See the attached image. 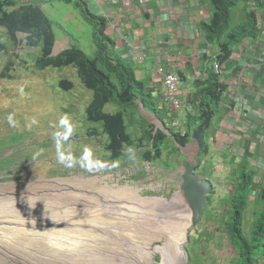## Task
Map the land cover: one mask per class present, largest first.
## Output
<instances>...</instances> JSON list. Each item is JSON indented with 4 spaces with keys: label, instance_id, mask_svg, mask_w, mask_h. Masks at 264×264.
Here are the masks:
<instances>
[{
    "label": "trees",
    "instance_id": "obj_1",
    "mask_svg": "<svg viewBox=\"0 0 264 264\" xmlns=\"http://www.w3.org/2000/svg\"><path fill=\"white\" fill-rule=\"evenodd\" d=\"M61 1L85 5L83 0ZM235 1L240 0H207L210 18L207 22L202 21L201 30L199 29L205 40L204 44L217 47L219 53L215 60L219 64L227 61L233 49L243 39L255 37L259 32L255 11L247 6L242 11L243 17L234 19L235 14L230 13V8ZM257 6L263 7L264 0L258 2ZM84 13L85 17L91 20L93 28L96 49L92 57L74 45L63 49L57 55H50L56 40L53 24L41 6L33 0H0V27L5 29L13 48L24 42L25 47L37 50L38 55L33 61L34 68L75 69L81 84L91 92L84 109L83 122L87 133L104 136V149L111 163L114 162L116 166L128 165L132 164L133 158H137L138 161H145L153 166L161 165L164 167L162 171L171 172L180 163L179 146L186 145L193 130L199 129L204 135V146L197 154L199 168L202 163L200 156L209 154L212 141L209 140L227 111L221 98L225 85L219 81L218 74L208 71L207 78H196L192 82V87L186 94L185 104L187 108L193 109V112L188 109L180 111L184 114L170 112L159 103L162 102L160 96L154 97L146 90L147 81L138 79L133 66L115 51V41L104 33L106 19L91 14L87 8ZM243 19L244 22L237 25V22ZM19 33L23 35L21 38H18ZM10 49L7 41L0 40L1 53H8ZM12 53L19 57L18 52ZM14 67L15 61L8 60L1 69V78L13 79ZM185 69L189 71L192 66L187 65ZM185 69L178 77L187 83ZM57 86L70 92L74 82L62 78ZM137 101L163 122L168 133L160 128L155 130L153 124L146 121L138 111ZM108 104L116 106L112 110H115L114 112H104V107ZM182 119L184 124L187 122L183 127L179 125ZM174 121L177 123L174 124ZM70 133L72 136L77 135L74 131ZM20 144L19 140H10L11 148L15 150L1 160L0 168L6 167L12 162L11 158L19 155ZM240 148L242 153L237 154V157L233 156L230 171L225 176L230 191L221 199L225 205L224 210L220 215H210V218L215 219L217 228L225 235L234 255L232 264H264V171L258 165L251 164L249 157L252 156V151L248 144ZM164 150L167 155L165 159ZM172 153L177 156L170 158ZM139 166L141 171L137 173L142 172L143 175L135 174V180L144 178L146 173L143 165ZM207 170L208 167L204 166L200 176L210 179ZM214 195L213 189L208 196L204 214L210 213ZM248 212H251L250 218L246 216Z\"/></svg>",
    "mask_w": 264,
    "mask_h": 264
},
{
    "label": "rangeland",
    "instance_id": "obj_2",
    "mask_svg": "<svg viewBox=\"0 0 264 264\" xmlns=\"http://www.w3.org/2000/svg\"><path fill=\"white\" fill-rule=\"evenodd\" d=\"M50 2L51 4L45 8V12L48 15L47 17L52 21L55 34L57 38L61 37L63 39H68L66 45L63 44V40L58 41V39H56V44L58 42L62 43V46L57 51L74 45L83 50L88 56L92 57L96 46L91 20L85 17L84 11L80 12V7L79 10L75 11L74 17L67 19L64 15L66 11H73L72 6L66 5V3L62 1L58 2L57 0H50ZM54 5L56 6L53 10L52 8ZM244 6V0L235 1L234 5L231 6L230 13L235 14L234 19L238 20V16L243 17L242 11ZM59 7L62 8L60 12L58 11ZM199 10L205 11L204 14L207 13V15H201L198 21L200 22L202 19L209 21L210 9L202 7ZM243 22L244 19L238 21L237 25ZM22 36V34H18V38ZM0 40L3 42L7 41L9 49L11 48L8 53L0 52V72L8 60L12 59L15 61V67L12 69L13 79L8 80L0 76V162L4 157L15 150L11 148V139L15 142L19 140L21 143L19 145V149L21 150L19 155L14 159L11 158L12 162L6 167L0 168V191L3 190L5 186L6 189H13L17 191L18 194L34 195L31 205L33 209H27L26 212H24V216L26 218L28 217V223L19 225L20 227L17 225L20 229L26 227L25 232L28 233L26 236L31 233L30 235L31 237L33 236V238L39 239L42 237L39 235L42 231L41 229H36V233L34 228L30 226L35 223L34 220L36 216H41L39 213L40 210H42L43 213L44 209L47 210V208H50V210L59 213L58 210L63 208L59 207L60 204L61 206L70 205L68 208L60 210L62 215L59 223L58 221L54 223L49 221L50 225L44 223V228L55 227L53 231L56 232V235L46 233L45 236L41 238V240L47 241L53 240L55 239L54 236H57V238H63L65 241L68 239L67 241H69L70 239L68 237L62 236L63 231L66 232L65 229L67 228L64 227L61 220L62 222L64 221V223L71 224L70 222H73L72 218L74 217V219H76L74 225H84L85 221L83 218L85 217L82 216L85 215L87 211L84 212L85 210L78 208L76 203L79 202L78 199L83 198L81 201L83 205L80 207L86 209L91 201L90 198L93 196V193L90 194L91 188L88 190L90 187L89 183H83L78 185V187L76 185H71L69 188L65 184L50 187V181H43L41 184L37 185L39 182L37 178L39 177L50 179L54 177H68L71 175H83L85 177L91 175L105 176L108 178L107 181L109 184L137 185L141 188L140 193L143 196L159 195L172 200L173 193L180 189L178 176L174 174H164L163 172H166V170L162 171L164 167L160 168L161 165H152L150 167L149 164L138 161L137 158L132 159V164L116 166L114 162L111 163V161L107 159L108 153L104 149V136L89 135L87 133V127H85L83 122L85 121L84 109L85 105H87L86 103L89 102L91 92L85 89L81 84L74 68L65 67L60 69L48 67L44 70H38L33 66V61L38 55L37 50L25 47L24 42L19 43L13 48L5 29L2 27H0ZM58 47V45L56 48L54 47V51ZM12 51L18 52L19 57L14 56ZM155 77L156 76H154V79L157 80ZM62 78H68L74 82V87L70 92L57 86L58 81ZM158 84L163 85L159 80ZM146 90L152 92L151 88L148 86V82ZM115 107L116 106L108 104L104 107V112H114L115 110H112ZM137 107L139 108L138 103ZM174 123L176 124L177 121H174ZM179 123L182 127L187 124V122H185V124L183 123V119L180 120ZM73 131L76 132L77 135L72 136L70 132ZM13 133H15V135L12 136ZM212 136H214V134ZM64 137L69 139L66 140ZM209 141H211V139ZM213 146H215V144L211 142L209 154L200 156L202 163L200 169L198 168L196 170V173L199 171L201 174L204 166L208 165L207 171H209V174L207 176L210 177V180H213V182H211L215 190V195L211 202L210 213H203L204 215L202 214L198 223L190 226L188 229V240L184 244L186 251V260L184 264H232V259L234 257L225 240L224 233L221 229L217 228L215 219L210 218V215H220L224 210L225 205L221 202V199L224 198L226 192L230 191V185L225 176L230 171V165L232 164L235 154L223 150L220 146H215V148ZM196 147L197 144L194 140V144L187 149V152L185 151L188 157L195 151ZM238 152L239 150L237 149L236 153ZM241 152L242 151L239 153ZM163 153L165 159L167 156L165 155L166 150H164ZM174 156H177V154L172 153L170 158H174ZM179 160H181V156ZM139 164H142L143 168L145 166L148 173H144V178L135 180V174L139 176L143 175L142 172L137 173L141 171ZM215 179H217V181ZM15 191L12 192L15 194ZM83 195H85V197H81ZM87 195L89 196L86 197ZM73 197H75L76 200ZM23 198L29 197L24 196ZM86 198L89 200L84 201ZM6 199L10 198L8 197ZM6 199L3 201L4 199L0 198V216L5 214L2 208L5 204H7L5 208L10 212L9 209L11 205H9L10 203L6 201ZM37 199L38 202L44 205L39 204ZM97 200L101 202L99 198H97ZM86 201L88 202L86 203ZM94 202L96 203V198L93 203ZM73 206L80 210H76L73 213ZM76 213L78 214L75 216ZM80 214L83 215L81 216ZM246 216L250 218L251 212H248ZM31 219L33 220L31 221ZM40 223L42 224V221H37L36 225L42 226L43 224L41 225ZM105 227L106 232L112 235V229L110 227L108 228L107 225H105ZM70 228L81 229L82 226ZM0 232L4 231L0 230ZM86 235L87 234H84V236ZM110 239L113 238L110 237ZM41 240L39 239L38 241ZM121 241L124 240L122 239ZM167 242L168 238L164 237L161 245H165ZM110 243L112 244V242ZM65 246H67V243H65ZM51 249L53 250H50L47 255L49 254L48 257L50 256V258H53L54 250L57 249ZM64 254L69 264H75L72 254L68 252ZM2 256H5V258ZM156 256L159 258L158 254H156ZM80 257L81 256H79V258ZM6 258V251H0V259L5 260ZM2 260H0V264ZM9 260L10 258H7L8 263H10ZM153 264L157 263L154 261Z\"/></svg>",
    "mask_w": 264,
    "mask_h": 264
},
{
    "label": "crops",
    "instance_id": "obj_3",
    "mask_svg": "<svg viewBox=\"0 0 264 264\" xmlns=\"http://www.w3.org/2000/svg\"><path fill=\"white\" fill-rule=\"evenodd\" d=\"M34 1L44 12L51 4L46 0ZM83 1L85 5L81 6L72 1L66 3L72 6L73 11H66L64 16L67 19L74 17L80 7V12L87 8L91 14L104 17L107 21L104 33L115 41L116 52L133 66L136 77L148 82L154 97L161 96L163 91L158 80L152 77L158 64L176 75L187 65H193L192 69L184 71L187 83L185 86L183 84L181 90H185V87L190 90L194 76L206 77V72L211 69L212 62L200 61V55L209 57L216 52V47H206L199 31L196 34L198 18L205 12L199 9H209L207 0ZM256 1L263 2L247 0L245 6L255 11L258 34L242 40L221 65L220 75L229 89V96L224 101L229 108L212 137L215 146L235 156L242 153H236L237 149L241 150L240 146L243 148L248 144L253 152L249 157L251 164L264 163V65L258 69L251 66L257 62V58L264 59V6L258 7ZM61 10L59 7L58 11ZM56 39L63 40L64 45L68 43V39L57 36ZM57 45L59 47L55 51L62 43L58 42ZM238 100L242 101L241 106ZM185 109L193 112L186 104Z\"/></svg>",
    "mask_w": 264,
    "mask_h": 264
},
{
    "label": "bare ground",
    "instance_id": "obj_4",
    "mask_svg": "<svg viewBox=\"0 0 264 264\" xmlns=\"http://www.w3.org/2000/svg\"><path fill=\"white\" fill-rule=\"evenodd\" d=\"M155 76L160 77L161 73L155 72ZM37 179H39L37 185L43 181H50V187L65 184L69 188L71 185L78 187V185L83 183H89L90 187L88 190L91 188L90 194L93 193V196L90 198L91 201L87 206L88 208L80 207L83 205L81 202L83 198L78 199L79 202L76 203L78 208L85 210L84 212L87 211L85 215L80 214L85 217L83 218L85 224L74 225L76 220L74 217L72 218L73 222H70L71 224L64 223L61 220L64 227L68 229H65L66 232L63 231L62 236L68 237L70 240L67 241V239L66 242L65 239L57 238V236H54L55 239L53 240H41L46 233L56 235V232L53 231L55 227L44 228V223L50 225L49 221L53 223L60 222L62 215L60 210L70 206H61L60 204L59 207L63 208L58 210L59 213L50 210V208L44 209L43 213L40 210L41 216H36L35 223L30 225L35 231L36 229L42 230L39 233L42 236L39 238L41 241H38V238L31 237V233L29 234L30 236H26L28 234L25 232L26 227L20 229L17 225L28 223V217L24 216V212L27 209H33L31 205L34 195L18 194L17 191L8 190L4 186V189L0 191V198L4 199L3 201L8 197L10 198L6 199V201L11 205L9 210L12 214L5 208L7 205L5 204L2 207L5 214L0 216V230L4 231L0 232V251H6V257L10 258V263L7 262L6 258L5 260L0 259L2 260L1 264H69L64 254L67 252L73 254L75 264H153L156 254L159 253L162 258L167 256V264H174L175 259L179 255L184 261L182 245L186 240V232L190 228L191 213L179 191H175L172 195V200H169L159 195L143 196L140 193L141 188L137 185L109 184L107 177L99 175L86 177L83 175H71V177H54L50 179L39 177ZM12 191H15V194ZM24 196L29 198H23ZM81 197H85V195ZM73 198L76 200L75 197ZM95 198L96 203H93ZM85 200L89 199L86 198ZM38 203L44 205L43 203ZM73 208V213L76 210H80L74 206ZM37 221H42L43 225L41 223L42 226L36 225ZM105 225L112 229L113 236L106 232ZM75 226H82V228H70ZM84 234L87 235L84 236ZM110 237L113 239H110ZM164 237L168 238V242L165 245H161ZM122 239L124 241H121ZM77 240L83 241L76 243ZM65 243H67V246H65ZM74 243L78 244V246H72ZM79 244H83V246H79ZM51 248L57 249L54 250L53 258L48 257L49 254L47 255L50 250H53ZM69 248L75 249L71 250ZM79 256L81 257L79 258ZM2 257L5 258V256Z\"/></svg>",
    "mask_w": 264,
    "mask_h": 264
},
{
    "label": "water",
    "instance_id": "obj_5",
    "mask_svg": "<svg viewBox=\"0 0 264 264\" xmlns=\"http://www.w3.org/2000/svg\"><path fill=\"white\" fill-rule=\"evenodd\" d=\"M58 52H54V45L52 48L51 55H56ZM140 114L148 121L155 125V128H164V124L157 118L155 114L147 111L142 104H140ZM167 132V131H166ZM195 143L197 147L195 151L188 157L187 149ZM204 146V135L200 132L199 129H194L192 134V139L190 143L181 147V152L185 155L181 160V165L173 172L174 175L179 178L180 189L178 190L185 203L188 205L191 213L190 226H193L198 223L202 214L204 213L205 206L208 202V196L211 194L213 190L212 183L208 179L201 178L198 173L194 170L198 164L197 161V153ZM186 151V152H185ZM71 177V176H68ZM188 240V231L186 232V240ZM182 245V252H184V261H182V257H177L175 259L174 264H184L186 260V251L184 248V244ZM181 254V252H180ZM159 258L155 257V262L157 264H167L166 257L162 258L159 253ZM183 262V263H182Z\"/></svg>",
    "mask_w": 264,
    "mask_h": 264
},
{
    "label": "clouds",
    "instance_id": "obj_6",
    "mask_svg": "<svg viewBox=\"0 0 264 264\" xmlns=\"http://www.w3.org/2000/svg\"><path fill=\"white\" fill-rule=\"evenodd\" d=\"M22 1H26V0H22ZM34 1V0H33ZM64 2V1H63ZM208 4V3H207ZM208 6H209V4H208ZM209 9H210V7H209ZM44 12V11H43ZM45 13V12H44ZM46 14V13H45ZM47 16V15H46ZM206 21V20H205ZM204 21V22H205ZM207 22V21H206ZM201 25H202V21H200L199 23H198V25H197V28H198V30H197V28H196V34L198 35V31H199V29L201 30ZM200 33V32H199ZM200 36H201V34H200ZM246 39V38H245ZM244 40V39H243ZM56 41V40H55ZM55 41H54V47H55ZM242 42V41H241ZM204 43H205V40H204ZM209 45V44H208ZM208 45H206L205 44V46L206 47H208ZM216 47V46H215ZM53 48V47H52ZM67 48V47H66ZM63 49H65V48H63ZM63 49H61V50H59V51H54V52H60V51H62ZM233 52V51H232ZM232 52H231V54H232ZM52 53V52H51ZM57 53V54H58ZM219 52H217V47H216V52L215 53H213L211 56H206V55H204V56H201L200 55V61H205V60H209V61H211L212 62V64H211V69H209L208 71H213V72H215L214 71V66L217 64L218 65V72H215V73H217L218 74V76H219V81L222 83V84H224L225 85V83H223V78H222V76L220 75V69H221V65L222 64H224V62L222 63V64H219L215 59H216V56H217V54H218ZM56 54V55H57ZM230 54V55H231ZM51 55V54H50ZM52 56H54V55H52ZM230 57V56H229ZM257 60V62L256 63H252L251 64V66L252 67H254V68H259L260 66H262V65H264V59H261V58H257L256 59ZM189 65H191V64H189ZM159 66H161L165 71H169L167 68H164L163 66H162V64H158V65H156L155 66V68H154V70H153V75H152V77H153V79H154V73L156 72V70H157V68L159 67ZM192 66V68H193V65H191ZM199 67V66H198ZM208 71L206 72V77H202V76H194V79H196V78H200V79H205V78H207V76H208ZM169 72H171L172 74H174L177 78H178V82H179V91L182 93V94H179L178 96L179 97H181L182 99H183V106L179 109V110H173V109H170L169 108V105H168V103L164 100V97H163V92H164V89H163V91H162V93H161V99H162V102H159V103H162L165 107H167L168 108V111H170V112H180V111H185L184 109H185V100H186V94L188 93V88H186L185 87V90H181V88H182V86H183V84H184V86H185V82L183 81V80H181L179 77H178V74L176 75L175 73H173L172 71H169ZM157 80H159L160 81V77H155ZM194 79H193V81H194ZM187 80V79H186ZM192 81V82H193ZM162 88H163V85H160ZM151 94H152V92H150ZM221 93H222V95H221V98H222V103H224L223 104V106H225L226 108H229V104H227L225 101H224V99L226 98V97H228L229 96V89L225 86V88H224V90L223 91H221ZM239 101V103H238V105L239 106H241L242 105V101L241 100H238ZM138 102V105H139V108H138V111L140 110V104H142L141 102H139V101H137ZM143 105V104H142ZM148 111V110H147ZM150 112V111H149ZM151 113V112H150ZM180 113H182V112H180ZM153 114V113H152ZM182 114H184V113H182ZM158 118V117H157ZM159 119V118H158ZM160 120V119H159ZM147 121V120H146ZM161 121V120H160ZM162 122V121H161ZM149 123H151V122H149ZM163 123V122H162ZM153 124V123H152ZM175 124V123H174ZM153 126H154V129L156 130L157 128H155V125L153 124ZM164 128H165V125H164ZM161 129V128H160ZM164 131H167V129L165 128L164 129ZM194 131V130H193ZM167 133H168V131H167ZM193 134V133H192ZM191 139H192V135H191ZM191 139L189 140V142L188 143H190V141H191ZM211 140H212V138H211ZM212 142V141H211ZM187 143V144H188ZM186 144V145H187ZM178 145V144H177ZM185 146V145H184ZM183 147V146H182ZM179 148H180V153H181V160H182V158L185 156L182 152H181V146H179ZM253 153V152H252ZM198 154V153H197ZM196 158H197V156H196ZM181 160H180V163H179V165L173 170V171H171V172H163L164 174H167V175H170V174H173V172L181 165ZM197 161H198V159H197ZM142 162H144V163H147V164H149V166L151 167L152 166V164H150V163H148V162H145V161H142ZM145 165V164H144ZM198 165V164H197ZM253 165H258V167L261 169V170H263L264 171V163H258V164H254L253 163ZM205 166H208V165H205ZM200 167H201V165L199 166V169H200ZM160 168H162V167H160ZM144 169H145V166H144ZM198 168H197V166H196V168H195V172H196V170H197ZM146 170V169H145ZM146 173H148V171L146 170ZM199 175H200V172L198 171L197 172ZM201 178H203L202 176H201ZM204 179H208L210 182H211V180L209 179V178H204ZM212 183V182H211ZM213 191V190H212ZM212 193V192H211Z\"/></svg>",
    "mask_w": 264,
    "mask_h": 264
},
{
    "label": "built area",
    "instance_id": "obj_7",
    "mask_svg": "<svg viewBox=\"0 0 264 264\" xmlns=\"http://www.w3.org/2000/svg\"><path fill=\"white\" fill-rule=\"evenodd\" d=\"M218 69V65L216 64L214 66V71L218 72ZM156 71L161 73L160 81L163 84L164 100L168 103L170 109L179 110L183 106V99L178 96L182 94L179 91L178 78L171 72L165 71L161 66H159Z\"/></svg>",
    "mask_w": 264,
    "mask_h": 264
},
{
    "label": "flooded vegetation",
    "instance_id": "obj_8",
    "mask_svg": "<svg viewBox=\"0 0 264 264\" xmlns=\"http://www.w3.org/2000/svg\"><path fill=\"white\" fill-rule=\"evenodd\" d=\"M77 241H78V240H77ZM77 241H76V243H80V242L83 241V240L78 241V242H77ZM75 245L78 246V244H75V243H74L72 246H75ZM79 246H83V244H79ZM70 247H71V246H70ZM69 249L72 250V249H75V248H69ZM72 255H73V254H72Z\"/></svg>",
    "mask_w": 264,
    "mask_h": 264
}]
</instances>
